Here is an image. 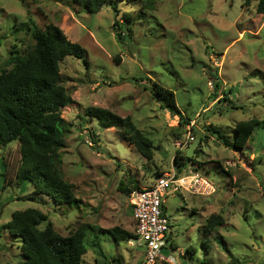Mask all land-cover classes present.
<instances>
[{
  "label": "rangeland",
  "instance_id": "rangeland-1",
  "mask_svg": "<svg viewBox=\"0 0 264 264\" xmlns=\"http://www.w3.org/2000/svg\"><path fill=\"white\" fill-rule=\"evenodd\" d=\"M151 1L149 6V1L118 0V13L105 4L89 14L72 0H0V74L33 44L30 20L42 31L58 27L84 49L87 62L67 56L60 63L72 99L61 111L70 125L60 151L61 172L81 204L55 206L31 184L19 183L18 142L0 147V264L23 261L20 240L1 227L13 212L27 208L46 214L62 236L79 227L87 230L82 264H119L113 258L130 264L141 248L128 241L117 244L105 231L135 234L127 191L177 171L176 150L185 155L196 139L191 158L197 156L200 164L184 169L207 178L214 192L165 197L176 250L166 248L162 254L176 264H264V17L255 12L257 0L248 6L244 0ZM123 13L131 15L130 36L120 32ZM143 78L175 93L184 120L152 99ZM90 107L130 117L151 140L152 160L142 158L119 131L89 120L85 111ZM251 118L260 125L242 152L225 148L207 130L218 129L231 142L235 124ZM211 215L220 216L223 225L207 229Z\"/></svg>",
  "mask_w": 264,
  "mask_h": 264
},
{
  "label": "trees",
  "instance_id": "trees-1",
  "mask_svg": "<svg viewBox=\"0 0 264 264\" xmlns=\"http://www.w3.org/2000/svg\"><path fill=\"white\" fill-rule=\"evenodd\" d=\"M72 1L82 6L89 14L99 13L105 4H109L114 13L119 12L118 0ZM125 1L140 4L149 1V6L152 3L151 0ZM249 3L250 0H244V6ZM255 12L264 17V0H257ZM121 18L125 24L120 32H128L130 36V30L126 26L130 23L131 15L123 13ZM28 31L33 44L28 47L24 56L12 60L10 64L13 67L10 71L0 74V147H6L12 142L19 144L20 162L15 180L31 184L36 194L50 198L55 206L79 208L81 201L75 197L73 185L65 180L61 172L60 151L65 147V139L70 132V125L61 117V111L72 103V99L63 85L60 63L67 56H71L83 60L87 65L84 59L85 51L78 44L70 42L54 25H48L42 31L30 20ZM143 80L150 83L145 89L162 109L171 116L184 120L172 90L150 79ZM218 87L216 84V88ZM224 95L227 93L224 92ZM85 116L89 120L95 119L102 129L112 128L119 131L123 139L131 144L142 158L152 160L154 146L151 140L135 127L130 117L122 118L98 107L87 108ZM259 125L260 121L254 118L237 122L233 128L231 142L220 130H207L210 136H215L225 148L242 152ZM196 157L187 158L176 150L173 164L177 167V173H183L186 171L184 168L189 165L200 164ZM132 188L139 189L135 184ZM133 190L127 192L131 193ZM205 222L209 230L224 223L223 219L216 215H211ZM42 224L45 225L41 229ZM1 228L6 230L10 237L20 240L23 256L20 263L6 264H82L87 253L84 243L87 230L84 227L62 236L54 230L48 216L38 209L27 208L13 212L9 222ZM105 233L117 244L134 238V234L118 228ZM167 241H170L169 237ZM166 248L176 250L172 242H169ZM186 252H190V247ZM112 261L121 264L117 258Z\"/></svg>",
  "mask_w": 264,
  "mask_h": 264
},
{
  "label": "built area",
  "instance_id": "built-area-1",
  "mask_svg": "<svg viewBox=\"0 0 264 264\" xmlns=\"http://www.w3.org/2000/svg\"><path fill=\"white\" fill-rule=\"evenodd\" d=\"M213 192L214 188L207 178L191 171L178 174L173 169L156 178L153 185L133 190L129 194V202L135 234L128 245L141 248L142 259L139 264H176L173 257L162 254V250L169 245L167 238L170 224L164 212L165 197L168 194L187 193L207 197Z\"/></svg>",
  "mask_w": 264,
  "mask_h": 264
},
{
  "label": "water",
  "instance_id": "water-1",
  "mask_svg": "<svg viewBox=\"0 0 264 264\" xmlns=\"http://www.w3.org/2000/svg\"><path fill=\"white\" fill-rule=\"evenodd\" d=\"M198 141H199V139H196L189 147H188V149L186 150V153H185V156L187 157V158H191L192 156H194V150H195V148H196V146H197V144H198Z\"/></svg>",
  "mask_w": 264,
  "mask_h": 264
},
{
  "label": "crops",
  "instance_id": "crops-1",
  "mask_svg": "<svg viewBox=\"0 0 264 264\" xmlns=\"http://www.w3.org/2000/svg\"><path fill=\"white\" fill-rule=\"evenodd\" d=\"M250 4V3H249ZM256 5H257V3H256ZM256 8V7H255ZM240 35H241V33H240ZM164 212H165V214H166V210H165V207H164ZM167 215V214H166ZM169 239H170V243L172 242L173 243V241H172V239H171V237H170V234H169ZM141 259H142V253L140 254V255H138V256H133V260L132 261H130V264H139L140 263V261H141ZM127 264V263H126Z\"/></svg>",
  "mask_w": 264,
  "mask_h": 264
}]
</instances>
